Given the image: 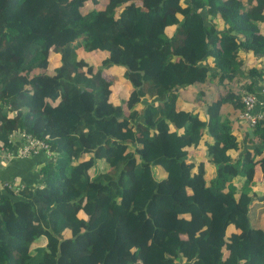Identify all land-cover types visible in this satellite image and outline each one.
Returning a JSON list of instances; mask_svg holds the SVG:
<instances>
[{"label": "trees", "instance_id": "trees-1", "mask_svg": "<svg viewBox=\"0 0 264 264\" xmlns=\"http://www.w3.org/2000/svg\"><path fill=\"white\" fill-rule=\"evenodd\" d=\"M245 49L264 59V0H0V144L26 133L54 157L4 184L0 264H264V151L239 155L224 113L256 80L202 113L181 102L236 80Z\"/></svg>", "mask_w": 264, "mask_h": 264}, {"label": "crops", "instance_id": "crops-1", "mask_svg": "<svg viewBox=\"0 0 264 264\" xmlns=\"http://www.w3.org/2000/svg\"><path fill=\"white\" fill-rule=\"evenodd\" d=\"M218 26L224 27L221 20L216 19ZM240 60L243 63V69L236 80L233 82L220 83L218 78H211L207 83L201 85L198 88H191L187 90L184 96L181 98L183 109H193L197 112L202 113L203 109L214 102H217L221 97L225 96L229 91L238 92L244 89L247 83L256 80L255 90L258 88L259 84L262 82L258 80L249 73L250 69L255 68L259 72L264 71V59L260 55H255L250 50H243L240 53ZM209 64L212 63L210 59ZM190 97V100L188 98ZM264 101V97H261ZM192 102L191 105L186 104ZM243 111V110H242ZM241 110H234L230 105H224V113L230 116L233 122V133L239 135L243 142L239 155L244 152H253L255 149L264 151V140L260 137L254 135V129L250 128L249 125L241 120ZM239 112V120L237 118V113ZM236 129V130H235ZM242 137V138H241ZM213 144V139L208 134H206L197 149H191L190 153L196 158V161L203 160L208 162V152L206 145ZM22 147V141L19 137L12 139V146L9 150L13 154H17ZM27 161L32 162V166L28 167ZM0 166V192L4 190V184L9 183L17 187L20 185L27 186L28 183L34 179L37 175L40 164L34 159V157H28L24 159H12L9 161L8 165ZM27 167V168H26ZM206 171L208 176H211L215 172V167L208 164L206 166ZM239 182V181H237ZM255 186L264 187V174L262 173L261 167L257 168V175L255 177ZM254 186V187H255ZM262 198H254V202L261 201Z\"/></svg>", "mask_w": 264, "mask_h": 264}, {"label": "built area", "instance_id": "built-area-1", "mask_svg": "<svg viewBox=\"0 0 264 264\" xmlns=\"http://www.w3.org/2000/svg\"><path fill=\"white\" fill-rule=\"evenodd\" d=\"M261 97H264V81L259 84L255 92L244 93L242 96L244 109L241 112V120L246 122L252 129H256L261 123L263 124L264 128V101L261 100ZM16 137H19L23 143L21 149L17 154H13L8 148H4L0 144V151L4 154H8L7 156L6 154L2 156L3 158H5L6 163H8L12 159H24L33 157L40 154L42 151L45 152L48 159L53 160L54 157L49 150V146L46 143L26 133H22L21 135ZM13 138L15 137H12V139ZM5 162L2 161L1 165L6 166ZM5 186L7 188H11L12 191L15 188L14 185L9 183L5 184Z\"/></svg>", "mask_w": 264, "mask_h": 264}, {"label": "rangeland", "instance_id": "rangeland-1", "mask_svg": "<svg viewBox=\"0 0 264 264\" xmlns=\"http://www.w3.org/2000/svg\"><path fill=\"white\" fill-rule=\"evenodd\" d=\"M219 28H222L221 26ZM91 62H94L95 63V67L96 69L100 68V58H94L91 60ZM101 75L102 77L107 80L108 82L112 83V85H115L116 86V89L115 91L118 92L120 87L123 85V82L120 81V77L121 76L119 73H118V70L117 69H111V70H107V69H102L101 70ZM188 100H190V97L188 98ZM186 104H189L191 105L192 102H188ZM237 113V112H236ZM237 115V118L239 120V112L236 114ZM236 130V129H235ZM242 138V137H241ZM23 144V143H22ZM6 156L8 155L7 153H5ZM3 152L0 151V166L1 168H4L3 165H1V162L4 161L5 162V158H3L2 156L5 155ZM6 163V162H5ZM9 163V162H8ZM8 163H6V165H8ZM13 185V184H12ZM15 186V185H14ZM25 186L23 185H20L19 187L15 186L14 190L12 191L13 194L18 190V189H21V188H24ZM250 194L254 197V198H262L263 196V199H264V187L263 186H259V187H254L250 189ZM262 199V200H263Z\"/></svg>", "mask_w": 264, "mask_h": 264}]
</instances>
